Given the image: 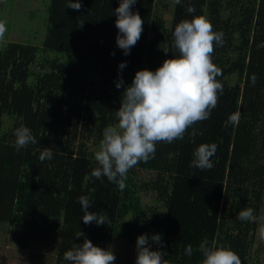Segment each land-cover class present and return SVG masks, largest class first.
Returning a JSON list of instances; mask_svg holds the SVG:
<instances>
[{"label":"trees","instance_id":"trees-1","mask_svg":"<svg viewBox=\"0 0 264 264\" xmlns=\"http://www.w3.org/2000/svg\"><path fill=\"white\" fill-rule=\"evenodd\" d=\"M68 2L49 0L42 41L44 52H61L64 59L44 57L37 66L35 45L9 41L0 48V224L27 232L42 228L55 241L53 264H71L64 253L81 245L85 236L108 249L123 241L136 245L141 234H161L162 245L151 246L163 251L168 264H202V244L231 249L241 264H260L264 0H174L168 27L155 12V0H136L131 11L143 19V31L128 55L116 44L120 0H79V11L67 7ZM189 5L194 13L186 11ZM200 15L223 33L224 41L222 46L214 43L211 57L222 69L217 80L224 90L210 118L190 127L183 139L157 144L153 159L129 170L124 190L107 177H93L99 165L88 143H100L103 130L117 123L115 112L136 71H155L178 55L172 48L175 26ZM121 62L126 63L123 69ZM89 74L98 79L96 90ZM252 74L258 77L255 86ZM121 77L124 83L117 88ZM237 111L238 125L225 126ZM4 119L11 123L3 124ZM21 125L38 142L17 151L14 132ZM202 143L218 146L212 169L190 167ZM45 148L53 157L41 162ZM136 169L153 176L139 183ZM146 194L152 195V203L143 201ZM81 196L92 202L90 212L106 214L110 224H85ZM245 208L253 209L256 222L237 219ZM79 231L84 236L77 237ZM189 245L191 256L185 255Z\"/></svg>","mask_w":264,"mask_h":264},{"label":"clouds","instance_id":"clouds-1","mask_svg":"<svg viewBox=\"0 0 264 264\" xmlns=\"http://www.w3.org/2000/svg\"><path fill=\"white\" fill-rule=\"evenodd\" d=\"M135 3L136 0H120L115 9V26L118 29L116 44L125 55L130 54V49L136 45L143 31V19L138 12L131 11ZM175 3L181 4L182 0H175ZM67 7L79 11L82 4L79 0H69ZM186 11L194 13L195 8L189 5ZM6 31L5 23L0 22V40L4 38ZM214 43L223 45V33L214 31L211 22L202 15L185 19L175 26L172 48L178 55L165 59L155 71H136L131 84L124 89L121 105L115 112L117 123L103 130V138L94 153L99 166L92 170L93 177H107L108 181L124 190L129 170L140 162L146 163L153 159L157 144H170L183 139L190 127L210 118L212 110L218 104L219 94L224 90L223 84L217 80L218 76L223 75L222 69L211 58ZM125 66L126 63L121 62L119 68L123 69ZM257 79L256 74L251 75L253 86ZM123 83L121 77L116 87L120 88ZM240 117L239 111L230 114L225 126L229 123L238 125ZM14 135L17 151L38 142L31 130L23 125L15 129ZM217 148L215 143L200 144L194 150L190 167L212 169L214 164L211 158L215 156ZM52 157V151L45 148L38 159L43 162ZM78 199L85 224H110L106 214L99 215L89 211L92 205L89 198L81 196ZM237 219L256 222L257 218L253 209L245 208L238 212ZM75 235L80 237L84 233L79 231ZM258 237L264 241V225L259 227ZM151 243L162 245L161 234L151 237L141 234L137 237L135 264H167L163 251L153 250ZM200 251L204 257L202 264H241L240 257L228 248H210L202 244ZM185 255H192L191 245L185 248ZM64 259L71 264H115L116 257L111 249L95 246L85 236L81 245L64 253Z\"/></svg>","mask_w":264,"mask_h":264},{"label":"rangeland","instance_id":"rangeland-1","mask_svg":"<svg viewBox=\"0 0 264 264\" xmlns=\"http://www.w3.org/2000/svg\"><path fill=\"white\" fill-rule=\"evenodd\" d=\"M48 2L49 0H0V22H4L7 28L4 38L0 40V48H4L9 41L35 45L38 48L35 58L37 66L44 57L58 56L60 59H64V54L61 52H44L42 50ZM155 3V12L162 15L168 27L174 0H155ZM86 77L90 87L96 90L98 88L97 77L90 74ZM10 123V120H3L5 125ZM99 145L100 143H88V150L93 157ZM152 176L153 173L150 171L136 169V180L139 183L149 180ZM143 201L152 203V195H144ZM159 210L161 211V209ZM258 220L260 226L264 225V203L260 209ZM44 232L42 228L27 232L14 224H0V264H53L55 241L51 236H45ZM261 244L263 250L260 255V264H264V241ZM256 246L257 243H255ZM151 248L155 250L152 246ZM108 249H111L115 254V264H135L136 245L123 241L109 245ZM251 264H257V261L254 260Z\"/></svg>","mask_w":264,"mask_h":264}]
</instances>
